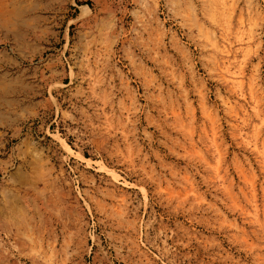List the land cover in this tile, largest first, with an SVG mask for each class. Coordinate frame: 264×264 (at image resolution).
Returning a JSON list of instances; mask_svg holds the SVG:
<instances>
[{"label":"rangeland","instance_id":"obj_1","mask_svg":"<svg viewBox=\"0 0 264 264\" xmlns=\"http://www.w3.org/2000/svg\"><path fill=\"white\" fill-rule=\"evenodd\" d=\"M0 264H264V0H0Z\"/></svg>","mask_w":264,"mask_h":264}]
</instances>
